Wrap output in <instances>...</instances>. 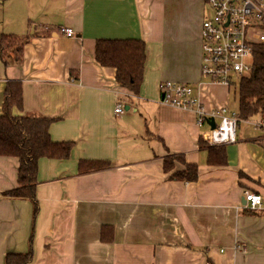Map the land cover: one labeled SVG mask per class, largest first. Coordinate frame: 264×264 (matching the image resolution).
Segmentation results:
<instances>
[{
	"label": "crops",
	"instance_id": "obj_1",
	"mask_svg": "<svg viewBox=\"0 0 264 264\" xmlns=\"http://www.w3.org/2000/svg\"><path fill=\"white\" fill-rule=\"evenodd\" d=\"M206 5L0 0V34L20 41L22 59L11 49L3 60L0 50V117L5 88L18 81L22 108L13 114L52 120V141L73 145L67 160L39 161L36 218L30 201L4 196L18 186L19 160L0 156V264L30 252V264H264V203L244 208L246 192L264 199V117L239 121L218 166L196 115L162 104L160 85L180 82L195 87L206 114L238 113L231 89L202 82ZM98 40L145 41L139 96L96 61ZM84 161L111 167L81 174ZM188 165L197 180L172 178Z\"/></svg>",
	"mask_w": 264,
	"mask_h": 264
},
{
	"label": "trees",
	"instance_id": "obj_2",
	"mask_svg": "<svg viewBox=\"0 0 264 264\" xmlns=\"http://www.w3.org/2000/svg\"><path fill=\"white\" fill-rule=\"evenodd\" d=\"M11 40L18 39L0 34V50L3 60L9 50H14L11 45L10 49L4 45L5 42ZM20 51V48L15 51L18 64L22 60L19 57ZM253 55L252 71L241 79L238 84L239 90L236 93L239 121H247L257 116L264 117V46H256ZM96 61L102 67L116 70V80L120 87L128 89L135 96L140 95L147 61L144 40H98ZM22 101L21 83L18 81L9 83L5 88L3 115L0 117V156L17 158L19 173L18 186L6 192L4 196L30 201L33 204L34 218H36L39 213L36 195L39 161L43 158L67 160L73 145L52 141L50 137L52 120L40 115L15 116L13 110L21 109ZM209 147L214 151L210 164L226 166V149L224 147ZM110 167L111 164L107 162L84 161L79 165L81 174L103 171ZM164 170L165 172L169 170L167 164L166 167L164 166ZM172 178L195 181L198 178V169L196 166L188 165L184 172L176 173ZM32 259L31 252L25 255L10 254L6 257V264H30Z\"/></svg>",
	"mask_w": 264,
	"mask_h": 264
},
{
	"label": "built area",
	"instance_id": "obj_3",
	"mask_svg": "<svg viewBox=\"0 0 264 264\" xmlns=\"http://www.w3.org/2000/svg\"><path fill=\"white\" fill-rule=\"evenodd\" d=\"M206 6L211 14L202 24V82L231 89L252 71L255 47L264 46V0H207ZM61 32L68 38L75 37L70 29L63 28ZM160 92L162 104L196 115V125L207 128L201 138L208 146L236 143V113L222 109L206 114L192 84L164 82ZM125 109V105H118L115 113L123 115ZM263 203L260 194L245 193V209L256 211L262 209Z\"/></svg>",
	"mask_w": 264,
	"mask_h": 264
},
{
	"label": "rangeland",
	"instance_id": "obj_4",
	"mask_svg": "<svg viewBox=\"0 0 264 264\" xmlns=\"http://www.w3.org/2000/svg\"><path fill=\"white\" fill-rule=\"evenodd\" d=\"M205 8H206V10H205V15H204V20L211 14L210 8L208 6H205ZM204 20H203V22H204ZM201 33H202V27H201ZM200 39H201V36H200ZM4 45H7L8 49H10V45H11V48H13L15 51H17L20 48V42L18 40L7 41V42H5ZM201 65H202V39H201ZM238 84H239V82H237L236 86L232 87L231 91H230V94L232 97L231 102H230V108L233 109L234 111H238V108H239L238 99L236 96V93L239 90ZM235 88H236V90H234ZM217 123L219 124V120H217Z\"/></svg>",
	"mask_w": 264,
	"mask_h": 264
},
{
	"label": "water",
	"instance_id": "obj_5",
	"mask_svg": "<svg viewBox=\"0 0 264 264\" xmlns=\"http://www.w3.org/2000/svg\"><path fill=\"white\" fill-rule=\"evenodd\" d=\"M211 127H212V129L216 128V126L213 123L211 124Z\"/></svg>",
	"mask_w": 264,
	"mask_h": 264
}]
</instances>
